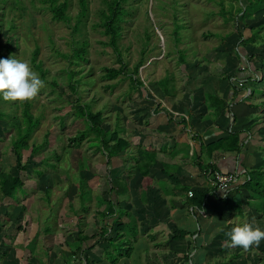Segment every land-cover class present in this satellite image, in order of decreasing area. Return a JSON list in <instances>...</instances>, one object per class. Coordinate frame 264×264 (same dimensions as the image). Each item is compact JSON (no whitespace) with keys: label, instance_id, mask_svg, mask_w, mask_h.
Segmentation results:
<instances>
[{"label":"rangeland","instance_id":"rangeland-1","mask_svg":"<svg viewBox=\"0 0 264 264\" xmlns=\"http://www.w3.org/2000/svg\"><path fill=\"white\" fill-rule=\"evenodd\" d=\"M50 1L0 0V58L13 57L26 62L44 82L38 94L28 101L30 113L38 124L27 145L39 147V151L34 154L30 150L22 151L25 168L19 173L10 148L17 138L16 131L8 125L14 118L21 122L22 102L0 99V113L4 117L0 122V171L4 169L18 175L24 189L18 191L17 200L12 203L17 207L13 209L16 226L27 231L20 242L23 246L29 239L35 246L40 243L44 253L46 248L52 249L53 239H47L43 230L47 226L55 230L64 223L73 227L77 222L71 212H85L79 213L77 219L80 229L83 224L94 225L92 228L97 225L100 218L95 208L105 210L108 207L100 205L94 194L107 193L111 187H118L115 183L108 184V179L115 176L114 172L116 175L123 172L124 165L118 167L123 164L121 160L111 173L110 162L106 164L101 153L91 146L92 135L78 146L69 142L88 127L85 118L79 115V109L100 112L104 131L111 132L116 128L117 132H123L121 124L127 115H145L143 107L149 104L148 101H155L148 89L155 96L159 93L158 88L172 92L174 81L179 85L183 79L185 65L194 64L193 61L197 65L200 58L208 59L212 49L229 43V38L221 45L219 40L206 39L203 35L211 33L223 37L231 32L238 36L234 31L239 29L242 36L247 37L250 32L243 30V26L264 24V9L242 24L236 14L231 18L229 15L226 18L208 16L229 10L234 13L238 7L244 8L245 0H178L175 6H178L176 15L181 27V41L175 44L170 7L173 0H130L124 5L128 15L122 23L117 47L127 75L132 74L139 62L143 64L137 77L143 86L132 90L127 77L112 81L103 78V69L119 68L117 55L108 46V37L103 35L100 26L105 2L111 0H87L86 16L78 25V0H55L56 5L67 4L69 22L66 23L52 20L48 10ZM225 19L231 21L225 23ZM260 36L264 37V32ZM78 49L84 51L83 60L74 57ZM179 56L185 62L179 61ZM32 58L41 72L32 67ZM71 73L76 75L73 79L69 78ZM211 73L205 70V76L210 77ZM165 76L169 78L167 81L163 79ZM160 80L162 87L157 86ZM152 104L157 112L156 102ZM120 154L125 155L123 160L126 161V150ZM80 193H86L81 201ZM44 218H47L46 222ZM66 245L71 248L73 244Z\"/></svg>","mask_w":264,"mask_h":264},{"label":"crops","instance_id":"crops-1","mask_svg":"<svg viewBox=\"0 0 264 264\" xmlns=\"http://www.w3.org/2000/svg\"><path fill=\"white\" fill-rule=\"evenodd\" d=\"M225 37L229 38L228 45L212 49L208 59L200 58L197 65L196 61L185 65L179 85L173 80L172 96L166 97L159 90L156 97L148 89L157 112L148 101L143 107L145 115H127L122 121L126 161L122 154L110 161L111 173L118 161L123 163L118 167L124 166L122 175L114 172L108 184L117 179L125 183L126 191L111 187L113 190L94 196L100 205H113L109 213L95 208L98 216L103 212L109 216V224L115 219L126 223L125 236L116 224L108 231L109 239L124 250L114 254L109 243L100 241L82 254V264H262L259 254L264 251V239L247 250L230 248L224 233L242 223L264 225L259 202L239 188L246 171H264V56L261 45L240 49L239 36L231 32L213 39L221 43ZM235 39L238 42L234 43ZM232 51L236 56L226 54ZM205 70L212 72L210 77L205 76ZM238 82L248 87L247 94L237 88ZM205 95H216L226 108L219 115L210 114L203 105ZM235 133L242 147L239 154L217 150L207 156L208 145ZM138 151L151 155L147 175L142 177L135 172ZM2 164L6 167L5 162ZM208 169L236 174L238 179L229 190L219 191L210 184ZM194 192L205 194L200 209L188 196ZM85 196L80 193V201ZM15 200L16 195L12 200L0 197V264H78L71 260V248L66 244H73L79 233L83 237L98 235L105 226L100 219L95 227L83 224L80 229L77 219L85 212L73 211L70 215L77 222L73 227L70 223L55 230L47 226V239L52 238L53 243L44 253L40 243L35 246L29 239L23 246L20 242L27 231L16 229Z\"/></svg>","mask_w":264,"mask_h":264},{"label":"trees","instance_id":"trees-1","mask_svg":"<svg viewBox=\"0 0 264 264\" xmlns=\"http://www.w3.org/2000/svg\"><path fill=\"white\" fill-rule=\"evenodd\" d=\"M130 0H111L109 2H105V11L102 12V20H101V27L103 28V35L108 37V46L113 50V52L117 55V63L119 65L118 69H103V78L112 81L116 80L119 77H127L132 84V90H138L143 85L138 80V70L140 67L143 66L142 62H139L136 67H134L132 74L129 76L127 75V69L122 64L118 47H117V41L120 38L121 31H122V23L125 21V17L128 15V11L124 8V5ZM178 0H173V3L171 4V10L173 11L172 15V36L173 41L175 44H178L181 39L179 38V32L181 30L180 25L178 24V18L176 15V11H178V6H175ZM246 5L244 8L238 7L234 13L232 11L223 12L217 14H209V17H214L215 15L221 16L222 18H226V15L231 16L233 14H236L237 16H240L239 19L241 20L240 24L246 20H250L255 14H257L259 11L264 9V3L263 0H245ZM49 6V12L51 13V18L55 22H69V18L66 15L67 10V4L63 3L61 5H56L55 0L50 1ZM79 5V14L77 15V25L80 24L81 19L86 16L87 13V0H78ZM219 7L222 9L221 4H219ZM178 13V12H177ZM252 16V17H251ZM230 20V19H229ZM229 20H224L225 23L229 22ZM231 21V20H230ZM181 22V21H180ZM247 26V27H245ZM243 26V30H247L250 32V35L247 37H243V33L237 29L235 30V33L239 36L240 43L238 44V47L241 49L246 48L248 45L256 46L261 45V49L263 50V53L261 55L264 56V37L260 36L261 33L264 32V24H259L256 27H253V25H245ZM219 37L217 34H211L208 33L206 35H203V38H216ZM227 37L221 38V43H224L226 41ZM259 41V42H258ZM225 53V52H222ZM83 49H78L74 53V57L76 60H83ZM229 56H236V53L234 51L232 52H226ZM179 55H181L179 53ZM36 56V55H35ZM34 56V57H35ZM179 61H184V58L182 56H179ZM35 59L32 58L31 64L32 67L41 72L40 68L37 64H35ZM247 62H250L248 60ZM76 76L74 73H71L69 75V78L73 79V77ZM170 80L173 79L171 75ZM165 76L163 79H169ZM137 78V79H136ZM162 79V80H163ZM166 80V81H167ZM174 80V79H173ZM172 80V81H173ZM160 82L157 84L158 87H162ZM239 83V82H238ZM241 83V87L238 88L241 91H244L246 93V90L248 87L244 85V83ZM236 88V87H235ZM173 88H171L172 91ZM159 90L162 91L163 95L166 97L172 96L171 92H168L165 89L159 88ZM22 115H21V122H19L17 119H13L12 122L8 125L10 129H13L16 131V140H13L11 143V155L14 158L16 169L19 172L23 171L25 168V163L23 161V155L22 151H29L31 154L36 153L39 151V147H29L27 145V141L31 138L33 131L36 129L38 121L34 119L30 113V104L28 101L22 102ZM203 105L206 107L207 111L210 112L212 115H219L225 108V104L216 96V95H205L203 99ZM79 115L83 116L85 118L86 122L88 123V127L86 131L84 132H78L77 135L69 139V142L72 144H75V146L80 145L83 141L88 140L90 135H92L93 138H91V146L95 148L97 152H100L103 159L105 160L106 164L110 162L111 159H114L120 155V153L127 148V144L123 137H120V133L117 132L118 130L115 128L114 131L106 132L102 129V114L100 112L97 113H91L87 111V109H79ZM4 121V117L0 113V122ZM241 144L239 141L238 134H232L229 137H227L223 141H218L215 144L208 145L206 147L207 156L214 153L215 151H219L222 154H239L241 152ZM9 155V153L7 154ZM149 156L150 153L148 151H138L137 152V164L135 165V172L140 176L147 175L148 167H149ZM146 161L147 167H146ZM145 165V167H144ZM50 167L54 168V165H51ZM205 170V169H204ZM39 176L41 175L38 173ZM112 183H115V186L117 187V192H125L126 191V185L120 184V181L115 179L112 181ZM240 189L245 190L249 196L252 198H255L259 202V208H260V220H264V171L262 169L258 170H249L245 172L243 183L239 186ZM23 185L20 177L18 175H13L5 171L0 172V197L2 199H8L12 200L15 198V195L18 193V191H23ZM113 189H110L111 191ZM205 194L204 193H196L194 192L192 194V203L193 206H195L197 209L201 208L202 202L204 201ZM113 205L109 204L108 202V213L111 210L113 212ZM100 219L103 220V223L105 226L100 229L98 235H94L91 237H83L79 233L76 237L75 242L73 243L71 247V260L72 261H79L78 264H82L80 261V257L84 252L90 251L94 245L97 242L105 241L110 244V247L112 248V252L114 254L120 255L123 247L122 245L119 246L118 244H115L114 241L109 239L110 235H108V232L113 225H117L118 231L122 232V234L125 236L126 232L124 230V224L126 223H120L118 219H115L112 224L108 223V217L103 212L98 213ZM128 218V217H127ZM130 220V218H128ZM259 227L264 230V225L262 223H258ZM16 229H20L16 226ZM21 230V229H20ZM49 232L48 227L43 230L44 234H47ZM136 233H132V235H135ZM129 235V234H128ZM90 242H93L91 245H89ZM124 253V251H123ZM259 257L261 259L262 264H264V251L259 254ZM114 262V259H112ZM111 262V263H113ZM86 263V261H85Z\"/></svg>","mask_w":264,"mask_h":264},{"label":"clouds","instance_id":"clouds-1","mask_svg":"<svg viewBox=\"0 0 264 264\" xmlns=\"http://www.w3.org/2000/svg\"><path fill=\"white\" fill-rule=\"evenodd\" d=\"M43 86V80L31 71L26 62L13 57L0 58V99L26 102L35 97ZM224 235L230 248L247 250L250 246L259 245L264 239V230L242 223L231 227Z\"/></svg>","mask_w":264,"mask_h":264},{"label":"built area","instance_id":"built-area-1","mask_svg":"<svg viewBox=\"0 0 264 264\" xmlns=\"http://www.w3.org/2000/svg\"><path fill=\"white\" fill-rule=\"evenodd\" d=\"M237 87H241V83H237ZM247 94V91H246ZM207 177L212 187L219 191H227L237 181L238 176L236 174H221L213 169L207 170ZM189 197L192 195L189 194Z\"/></svg>","mask_w":264,"mask_h":264}]
</instances>
